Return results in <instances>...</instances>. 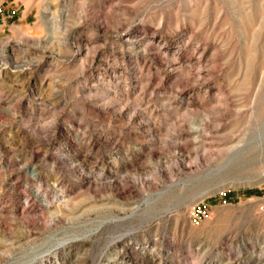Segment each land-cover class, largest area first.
Wrapping results in <instances>:
<instances>
[{"label":"rangeland","instance_id":"obj_1","mask_svg":"<svg viewBox=\"0 0 264 264\" xmlns=\"http://www.w3.org/2000/svg\"><path fill=\"white\" fill-rule=\"evenodd\" d=\"M0 264H264V0H0Z\"/></svg>","mask_w":264,"mask_h":264}]
</instances>
